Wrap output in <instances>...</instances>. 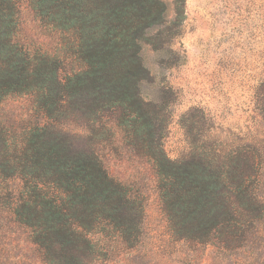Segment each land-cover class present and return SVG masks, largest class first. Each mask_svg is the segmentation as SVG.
I'll return each instance as SVG.
<instances>
[{
	"label": "trees",
	"instance_id": "1",
	"mask_svg": "<svg viewBox=\"0 0 264 264\" xmlns=\"http://www.w3.org/2000/svg\"><path fill=\"white\" fill-rule=\"evenodd\" d=\"M26 2L48 41L20 39V0H0V102L26 97L41 121L17 138L0 125V264H27L29 248L41 264H264V135L216 147L191 123L190 156L173 161L163 149L166 115L140 95L149 78L142 45L157 50L173 34L148 35L166 23L167 5ZM173 5L178 29L185 1ZM254 101L264 121V81ZM74 117L89 141L116 136L147 164L168 243H145L142 195L54 130ZM16 231L21 246L10 243Z\"/></svg>",
	"mask_w": 264,
	"mask_h": 264
},
{
	"label": "rangeland",
	"instance_id": "2",
	"mask_svg": "<svg viewBox=\"0 0 264 264\" xmlns=\"http://www.w3.org/2000/svg\"><path fill=\"white\" fill-rule=\"evenodd\" d=\"M161 1L167 5L166 23L148 35L163 32L164 38L173 34L157 50L150 44L142 45L141 58L149 78L140 84V95L166 115L163 149L167 157L173 161L188 159L191 123H196L194 133L206 135L208 144L216 147L255 131L264 135V121L254 103L255 92L264 81V0H184L185 19L178 29L170 25L174 0ZM20 24V39L48 41L26 0H20ZM103 120L109 127L112 118ZM40 121L26 97L0 102V125L16 138ZM54 130L67 138L73 150L96 153L112 175L142 195L145 243H168L147 164L134 159L116 136L107 143L89 141L85 122L79 117L60 121ZM9 237L10 243H25L20 231ZM25 255L27 264H41L32 248Z\"/></svg>",
	"mask_w": 264,
	"mask_h": 264
}]
</instances>
